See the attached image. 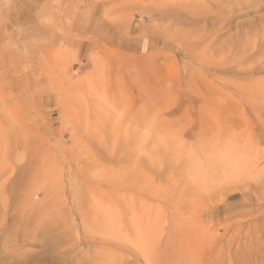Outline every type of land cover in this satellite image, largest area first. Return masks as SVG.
<instances>
[{
	"label": "rangeland",
	"instance_id": "374dc122",
	"mask_svg": "<svg viewBox=\"0 0 264 264\" xmlns=\"http://www.w3.org/2000/svg\"><path fill=\"white\" fill-rule=\"evenodd\" d=\"M234 1L0 0V264L264 236V0Z\"/></svg>",
	"mask_w": 264,
	"mask_h": 264
},
{
	"label": "bare ground",
	"instance_id": "6f19581e",
	"mask_svg": "<svg viewBox=\"0 0 264 264\" xmlns=\"http://www.w3.org/2000/svg\"><path fill=\"white\" fill-rule=\"evenodd\" d=\"M262 2V1H261ZM253 3V0H237L232 2L231 10L241 9L244 5L246 8L249 7ZM242 6V7H241ZM228 9V8H227ZM223 11V10H222ZM227 27V26H226ZM263 58V57H262ZM260 236V235H259ZM188 239V237H186ZM257 241L255 243H252L249 247L248 253L245 252V257L242 256L243 253L238 254L240 255H234L233 258H228L227 260L224 258H221L220 260L213 261L212 255L209 254L206 258V261L203 264H264V236L257 237ZM184 241V240H183ZM191 241V240H190ZM185 242V241H184ZM252 242V241H251ZM183 244V243H182ZM189 244V243H188ZM180 246V245H179ZM248 246V245H247ZM247 248V247H246ZM189 249V248H188ZM184 250V249H183ZM187 250V249H186ZM190 250V249H189ZM244 250V249H243ZM182 252V251H181ZM190 252V251H189ZM187 253V252H186ZM191 253V252H190ZM199 253V252H198ZM164 255V253H163ZM244 255V254H243ZM182 256V254H181ZM204 256V254H203ZM189 258V257H188ZM193 258V256H192ZM186 259V258H185ZM216 259V258H215Z\"/></svg>",
	"mask_w": 264,
	"mask_h": 264
}]
</instances>
